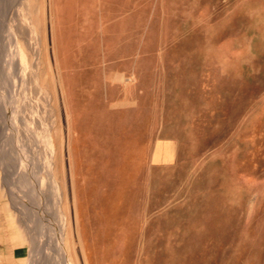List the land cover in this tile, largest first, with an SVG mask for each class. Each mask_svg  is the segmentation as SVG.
Here are the masks:
<instances>
[{"label": "rangeland", "instance_id": "374dc122", "mask_svg": "<svg viewBox=\"0 0 264 264\" xmlns=\"http://www.w3.org/2000/svg\"><path fill=\"white\" fill-rule=\"evenodd\" d=\"M65 55L134 56L140 125H74ZM4 235L21 264H264V0H0Z\"/></svg>", "mask_w": 264, "mask_h": 264}, {"label": "crops", "instance_id": "0c3cea01", "mask_svg": "<svg viewBox=\"0 0 264 264\" xmlns=\"http://www.w3.org/2000/svg\"><path fill=\"white\" fill-rule=\"evenodd\" d=\"M71 26L59 28L60 42L59 45L70 44ZM137 62L134 56H118L116 59H110L105 56H99L95 61L90 60L84 55L66 56L62 58V77L67 82V86L78 88L79 95L82 96V102L86 103L84 108L76 106L74 103L70 109L74 125H86L81 121L89 119L88 114L93 113L94 119L89 122V126L95 128H107L114 125V117L123 111L128 113V125L137 127L140 125L134 119V113L139 109L137 98V88L135 85L125 82L124 77L136 73L133 63ZM127 64V65H126ZM97 101L100 104L99 109H92L89 105ZM132 114V116H131ZM132 120V122H131ZM90 121V120H89ZM130 121V122H129ZM155 131L150 138L156 137ZM90 138H112L107 135L97 134ZM133 138V137H132ZM157 142H153L151 161L153 164L160 163V155L156 157L155 151ZM11 236H0V264H21L24 255L22 245L10 240Z\"/></svg>", "mask_w": 264, "mask_h": 264}, {"label": "bare ground", "instance_id": "6f19581e", "mask_svg": "<svg viewBox=\"0 0 264 264\" xmlns=\"http://www.w3.org/2000/svg\"><path fill=\"white\" fill-rule=\"evenodd\" d=\"M1 28H2V27H1ZM1 30H2V29H1ZM8 64H9V63H8ZM65 257H66V255H65ZM64 260H66V258H65ZM64 260H63V261H64ZM64 262H65V261H64ZM67 263H68V262H67ZM69 263H70V262H69Z\"/></svg>", "mask_w": 264, "mask_h": 264}]
</instances>
